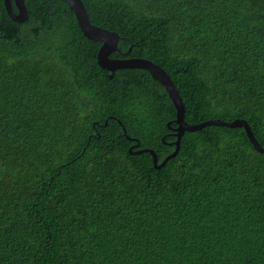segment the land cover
I'll use <instances>...</instances> for the list:
<instances>
[{"label":"trees","instance_id":"16d2710c","mask_svg":"<svg viewBox=\"0 0 264 264\" xmlns=\"http://www.w3.org/2000/svg\"><path fill=\"white\" fill-rule=\"evenodd\" d=\"M82 2L119 35L112 58L170 75L188 124L245 120L264 147V0ZM25 5L16 23L0 0V264H264V154L246 131L186 132L156 169L127 136L159 164L175 151L165 88L111 78L67 3Z\"/></svg>","mask_w":264,"mask_h":264},{"label":"water","instance_id":"95a60500","mask_svg":"<svg viewBox=\"0 0 264 264\" xmlns=\"http://www.w3.org/2000/svg\"><path fill=\"white\" fill-rule=\"evenodd\" d=\"M60 1H63L70 6L71 10L76 16L78 26L81 29L83 35L90 41H95L102 44L97 55L98 65L102 69L110 72L111 78H113L114 73L118 70L139 69V70L147 71L153 79L158 81L165 88V90L169 94L170 99L172 100V103L177 111L176 119L174 120L173 123H175L177 127L174 128L175 134L173 135L176 138V141L170 145H174L176 147L175 151L169 156H167L163 160V162L159 164L158 156L154 150L139 149L140 142L137 139L130 138L127 136L128 140L136 143L134 146H132L129 149V152L135 155L149 153L153 157L154 167L159 170L162 169L171 159L177 156L180 150L182 138L186 132L200 131L203 128L209 126H220L227 128H243L246 131V134L250 142L254 146V148L258 152L264 154V147H262L260 143L257 141L250 125L245 120L237 119L235 121L228 122L217 119V120H208L197 125L188 124L185 120L186 108L183 99L180 95V92L176 88L170 75L161 66L157 65L156 63L150 60H146L142 58H130V59L112 58L111 56L115 52H119V47H118V43L120 40L119 35L115 32H111L109 30L93 25L91 23L88 11L85 5L83 4L82 0H60ZM4 5L9 17L14 22L24 23L29 19L27 7L25 5V0H4ZM14 5L17 8V12L14 11ZM120 125L123 126L121 122ZM123 130L126 135V130L124 127Z\"/></svg>","mask_w":264,"mask_h":264},{"label":"flooded vegetation","instance_id":"af4514ba","mask_svg":"<svg viewBox=\"0 0 264 264\" xmlns=\"http://www.w3.org/2000/svg\"><path fill=\"white\" fill-rule=\"evenodd\" d=\"M131 57H129V55H125L124 54V57L123 58H115V59H130ZM174 121H171V124H175V123H173ZM172 130H174V128L172 129ZM175 133H170V134H168L169 136H172V135H174ZM173 143V142H172ZM170 145V144H169ZM171 146H173V145H171ZM135 150V149H134ZM136 151V150H135Z\"/></svg>","mask_w":264,"mask_h":264}]
</instances>
